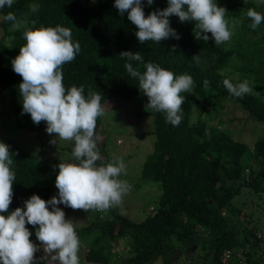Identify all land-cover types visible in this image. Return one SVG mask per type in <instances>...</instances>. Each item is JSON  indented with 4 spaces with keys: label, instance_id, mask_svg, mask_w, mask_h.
I'll use <instances>...</instances> for the list:
<instances>
[{
    "label": "trees",
    "instance_id": "trees-1",
    "mask_svg": "<svg viewBox=\"0 0 264 264\" xmlns=\"http://www.w3.org/2000/svg\"><path fill=\"white\" fill-rule=\"evenodd\" d=\"M32 5H39L36 12L31 11ZM238 5L245 9V23L251 21L246 16L249 8L258 11L251 1L223 7L227 10ZM141 6L147 16L166 8L168 2L153 0L149 5L147 0H142ZM7 12H13L18 19H27V25L14 30L11 22L3 20ZM0 14V89L5 92L15 125L20 129L46 130L45 122L34 124L30 114L23 111L19 91L22 77L14 72L11 63L25 43L23 32L27 29L69 28L73 42H79L81 50L72 62L62 67L64 86L66 89L83 86L86 98L90 91L99 93L101 103L114 97L130 100L138 94L145 95L139 90L138 78L127 72L125 64L129 61L120 55L123 51L141 54V62L131 61L141 73L147 63H153L177 76L188 74L193 78L192 92L181 93L185 100L178 126L167 122L165 113L147 110L153 117L154 143L153 151L142 165L141 177L159 182L162 192L158 206L140 221L122 214L118 207L107 212L96 211L89 225L75 229L78 236L92 238L84 253L86 261L146 264L161 257V264H185L179 262V255L209 240L213 264H227L228 256L238 261L244 259L249 264H264V233L251 228L244 233L240 245L234 243L228 217V211L235 209L233 198L241 188H247L253 197H264V135L249 147L222 126L224 101L238 104L249 117L264 125V86L256 84V70L241 71L244 73L237 74L239 77L234 80L235 71L225 69L234 51L216 45L210 33L207 42L195 39L194 22L181 23L175 15L168 20L178 39L169 36L159 44L153 41L141 44L135 35L136 26L129 21L127 12H118L114 0H14L12 7L0 9ZM246 72L251 78L241 77ZM225 78L234 84L247 80L253 91L242 98L233 97L223 86ZM213 108L214 112L208 116ZM100 123L101 117L97 119L95 135ZM0 142L9 146L16 176L9 212L17 207L23 209L24 201L33 194L46 201L53 196L58 198L55 187L58 163L67 161H46L44 149L37 153L24 150L12 138ZM248 148H251V163L244 160ZM106 159L102 157L97 164ZM70 160L75 161L73 156ZM48 207L51 210V205ZM26 227L32 233L31 241L38 246L35 264H53L39 247L35 228L29 224ZM123 240L131 250L125 259L121 258L118 248ZM238 247L242 248L241 253L235 251Z\"/></svg>",
    "mask_w": 264,
    "mask_h": 264
},
{
    "label": "clouds",
    "instance_id": "clouds-1",
    "mask_svg": "<svg viewBox=\"0 0 264 264\" xmlns=\"http://www.w3.org/2000/svg\"><path fill=\"white\" fill-rule=\"evenodd\" d=\"M167 2L166 8L147 16L141 6L142 0H114V5L119 13L127 12L129 21L136 26L135 35L141 44L146 41L159 44L169 36L178 39V34L169 26L168 17L172 15L181 23L194 22L195 39L207 42L210 33L216 45L229 42L235 27L242 22L232 19L230 25L227 10L218 6L216 0ZM13 3L14 0H0V9L11 8ZM147 3L151 5L153 0H147ZM38 8L39 5H32L31 11L36 12ZM246 16L252 21V29L264 22V14L254 8H249ZM3 20L11 22L14 30L28 23L27 19H18L13 12H7ZM23 39L25 43L11 62L14 72L22 77L19 91L23 111L30 114L34 124L45 122L48 134L74 142L72 156L78 163H58L55 177L58 198L53 196L46 201L33 194L24 201L23 209L17 207L9 212L16 176L9 146L0 142V213H7L0 214V264H35L38 246L31 241L32 233L26 224L35 228L39 247L50 255L51 261L80 264L79 237L71 220L65 218L64 211L57 205L84 212H107L122 204L131 185L119 178L126 173L122 158L117 157L105 165L97 164L102 156L97 147L95 129L97 119L105 114L101 95L90 91L86 98L83 86L67 89L64 86L62 67L72 62L81 50L79 42H73L71 30L62 26L27 29L23 32ZM120 55L129 61L125 64L127 72L138 78L139 90L148 98L147 108L165 113L166 121L178 126L185 100L181 93L192 92L193 78L188 74L177 76L153 63H147L146 70L141 73L131 63L142 61L139 52L123 51ZM196 61L199 62L198 56ZM222 83L233 97L242 98L253 91L247 80L234 84L225 78ZM204 84L208 86V81L205 80ZM51 142L56 143V140ZM261 236L259 232L257 237ZM226 262L244 264L245 260L228 256Z\"/></svg>",
    "mask_w": 264,
    "mask_h": 264
},
{
    "label": "rangeland",
    "instance_id": "rangeland-1",
    "mask_svg": "<svg viewBox=\"0 0 264 264\" xmlns=\"http://www.w3.org/2000/svg\"><path fill=\"white\" fill-rule=\"evenodd\" d=\"M92 1L96 0H89V2ZM247 1L253 2L258 12L264 14V0H216V3L218 6L223 7L234 3L242 4ZM244 12L245 9L241 5L227 9L226 18L229 19L230 25L232 19L242 22L235 27L232 39L225 44H221L234 51L225 69L234 70L235 76L244 73V70L248 72H255L256 70L258 74L256 84L262 87V85L264 86V22L256 29H252L250 27L251 21L245 23ZM1 18L0 14V22ZM1 35L2 28L0 26ZM238 77L236 76L234 80L237 81ZM241 77L249 79L251 74L247 75L246 72ZM147 103L148 100L143 94H138L130 100L114 97L101 103L105 108V114L101 116L100 129L95 135L101 156L107 157L101 165L113 162L117 157L122 158L125 163L126 173H122L119 178L127 181L131 185V190L123 197L122 204L115 207H118L122 214L134 221L143 220L152 212V208L158 206L162 192L159 182L141 177L142 165L147 156L153 151L154 143L153 130L155 127L152 115L147 112ZM222 103V119L224 120L222 126L235 139L243 141L251 147L255 140L264 135V125L249 117L238 104L231 101ZM214 108L208 113V116L212 115ZM5 138L14 139L21 148L33 153L44 149V160L46 161L61 159L67 161V163H76L70 160L74 142L55 138V134L50 135L46 130L30 131L16 127L8 98L5 92L0 89V140ZM54 139L56 143L51 142ZM250 149L246 150L244 156V160H247L248 163H251V160H249ZM233 205L235 209L228 211L231 222L230 230L233 242L240 245L244 233L251 228L261 232L264 231V197H253L247 188H241L240 193L233 198ZM57 207L64 211L65 218L70 219L77 230L89 225L96 216V211L73 210L63 204H59ZM78 237L80 240L78 253L80 264H101L88 262L84 257L85 250L90 246L92 238H85L84 235ZM209 244V240L199 242L198 245L190 248L187 251L188 253L184 251L183 255L180 254L178 257L179 262L185 264H213L211 256H209ZM118 248L122 259L131 255L130 245L128 246L125 240L121 242ZM241 249L238 247L235 251L240 250L241 253ZM45 254L51 263L59 264L58 261H51L49 254ZM161 260L160 257L146 264H161ZM244 264L249 263L244 262Z\"/></svg>",
    "mask_w": 264,
    "mask_h": 264
},
{
    "label": "crops",
    "instance_id": "crops-1",
    "mask_svg": "<svg viewBox=\"0 0 264 264\" xmlns=\"http://www.w3.org/2000/svg\"><path fill=\"white\" fill-rule=\"evenodd\" d=\"M232 263V262H231Z\"/></svg>",
    "mask_w": 264,
    "mask_h": 264
}]
</instances>
